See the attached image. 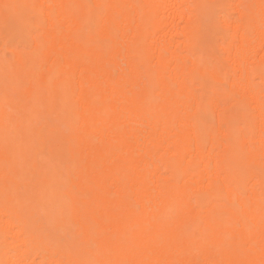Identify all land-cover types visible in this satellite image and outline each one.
<instances>
[{"label": "bare ground", "instance_id": "obj_1", "mask_svg": "<svg viewBox=\"0 0 264 264\" xmlns=\"http://www.w3.org/2000/svg\"><path fill=\"white\" fill-rule=\"evenodd\" d=\"M4 3L109 5L122 53L111 41L98 50L56 33L35 42L16 18L38 10L0 7V264H260L264 0ZM56 12L83 17L87 9ZM217 12L243 23L218 28ZM6 33L13 49L3 46ZM225 48L230 94L204 82L222 83L224 72L186 70L215 64ZM154 81L162 83L159 103ZM242 156L250 235L238 201L214 202L231 191ZM72 200L79 212L61 215ZM49 237L63 239L59 253ZM247 239L254 248L241 250Z\"/></svg>", "mask_w": 264, "mask_h": 264}, {"label": "snow or ice", "instance_id": "obj_2", "mask_svg": "<svg viewBox=\"0 0 264 264\" xmlns=\"http://www.w3.org/2000/svg\"><path fill=\"white\" fill-rule=\"evenodd\" d=\"M5 11L12 9L24 8V9H36L38 10L34 16H18L17 26H23L28 28L30 35L34 36L35 42H40L44 36L48 33H56L58 35H64L69 38L81 39L87 45L94 47L98 50H103L108 41L112 42L113 53L115 55H120L122 50L118 46V41L120 38V31L116 25L120 22V18L113 16L109 18V5L96 4V5H15L4 3L0 5ZM58 8H68V9H87V13L81 17L78 13H66L63 16L57 14L56 9ZM51 10V11H50ZM213 22L218 28H223L224 24H231L236 22L242 24V20H238L234 14L227 16L222 15L217 12L213 14ZM204 23V22H202ZM107 33V36L105 35ZM262 34H264V25H262ZM3 46L6 50L13 49L14 43L11 39L10 33H6L3 37ZM231 55V49L225 48L224 51L219 53V60L215 64H208L203 60L200 61L199 66H194L186 68L190 74H196L203 71L205 76L209 72L219 71L224 72L225 77L222 83H215L212 81H204L213 88H222L225 94H230L231 89L229 88L230 77L226 74V66L222 62L225 57ZM171 66V65H170ZM262 76H264V71H262ZM151 92L156 103L160 102L162 83L152 82ZM264 104V100H262ZM201 119L205 121L206 117L201 116ZM78 119L74 120V123L78 124ZM262 152H264V131H262ZM248 167L245 158L242 156L240 158L239 166L233 173V181L229 182L228 187L231 189L228 195H218L214 202L223 203L226 208H234L235 202H239V207L236 208V215L242 217L245 225L247 226V231L249 235L253 231V225L251 222V216L253 213L250 194L247 190V185L251 182L250 178L245 180L241 178L239 174V169ZM250 171V168H249ZM69 174L75 177V170L69 169ZM262 174H264V169H262ZM234 182V188H233ZM71 192H76V185L73 183L69 189ZM231 197V200L229 199ZM48 203H52L53 197L51 195H46ZM79 205L75 200L69 202L67 208H61L59 210L61 215H74L79 212ZM178 211L182 210V206H178ZM247 213L246 215H244ZM260 222H261V252L264 255V180H262L261 189V203H260ZM202 226V225H201ZM232 228L238 230L240 228V219H236ZM53 254H57L61 251V245L63 243L62 238L49 237L47 240ZM254 242L251 239L244 240L238 245L241 250L254 248ZM51 264H100V262H84V261H63L56 260L52 261ZM199 264V262H197ZM214 264H254L252 261L247 260H233L225 261L219 260L215 261ZM260 264H264V259L260 261Z\"/></svg>", "mask_w": 264, "mask_h": 264}]
</instances>
